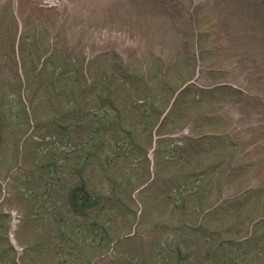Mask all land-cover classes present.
I'll return each mask as SVG.
<instances>
[{"label":"rangeland","instance_id":"1","mask_svg":"<svg viewBox=\"0 0 264 264\" xmlns=\"http://www.w3.org/2000/svg\"><path fill=\"white\" fill-rule=\"evenodd\" d=\"M190 2L0 0V77L5 90H11L5 99L8 116L21 118L11 110L19 106L24 121L16 128L13 120H0V157L7 158V172L20 175V165L15 166L27 143L37 183L44 180L38 168L48 159L45 148L57 149L60 140L72 145L83 140L88 146L93 139L97 146L95 202L81 217H62L57 197L37 208L19 192L24 180L16 182L2 208L13 206L24 215L16 232L26 247L23 264H264V227L247 239L251 221L263 215L264 190L249 201L238 198L244 186L264 188V102L254 95L264 90V0H194V10ZM17 23L26 35L24 65L31 70V84L44 86L40 90L26 92L15 66ZM111 69L129 80L118 81L112 99L120 109L126 105L128 115L119 120L133 128L137 143L119 131L117 118L101 104L103 74ZM184 80L197 85L181 97L169 121L152 132L162 138L169 134L168 141L159 140L163 146L155 153L147 132L154 123L144 121L150 115L143 107L156 110L157 122ZM226 80L249 93H226L218 87L208 92ZM30 93L40 125L32 140L33 115L20 105L21 97ZM74 101L83 102L77 104L80 113ZM47 102L52 108L48 114ZM56 112L64 113V121L61 116L53 119ZM100 120L114 129L104 134L103 147L99 134L91 136L94 126L107 127ZM177 130L182 144L172 148L176 140L170 133ZM216 130L222 133L217 143L212 138L195 141L196 135ZM41 147L42 152L37 150ZM58 153L53 154L59 159ZM182 154L189 164L179 162ZM75 159L71 155L67 162ZM205 165L207 171L198 173ZM41 170L47 173L49 168ZM4 177L0 171V179ZM114 181L119 185L113 196ZM141 186L145 188L138 191ZM45 188L53 197L57 190L61 199L58 187ZM102 192L112 199L96 201ZM50 209L58 214L53 235L45 240L48 220L41 215ZM0 217V264H18L6 236L9 216L3 212Z\"/></svg>","mask_w":264,"mask_h":264},{"label":"trees","instance_id":"2","mask_svg":"<svg viewBox=\"0 0 264 264\" xmlns=\"http://www.w3.org/2000/svg\"><path fill=\"white\" fill-rule=\"evenodd\" d=\"M97 128H98V127H97ZM97 128H94V129H97ZM262 227H264V226H263V221L257 223L256 228L260 229V228H262Z\"/></svg>","mask_w":264,"mask_h":264}]
</instances>
